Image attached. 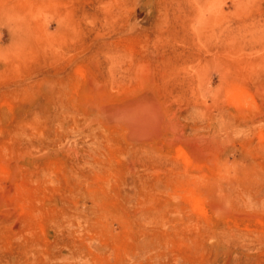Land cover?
<instances>
[{
  "label": "rangeland",
  "instance_id": "obj_1",
  "mask_svg": "<svg viewBox=\"0 0 264 264\" xmlns=\"http://www.w3.org/2000/svg\"><path fill=\"white\" fill-rule=\"evenodd\" d=\"M0 264H264V0H0Z\"/></svg>",
  "mask_w": 264,
  "mask_h": 264
}]
</instances>
